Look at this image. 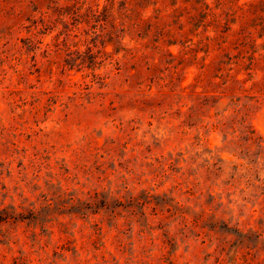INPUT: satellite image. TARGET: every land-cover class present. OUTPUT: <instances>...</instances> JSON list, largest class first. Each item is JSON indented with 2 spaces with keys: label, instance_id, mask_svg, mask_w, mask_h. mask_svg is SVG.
Here are the masks:
<instances>
[{
  "label": "rangeland",
  "instance_id": "374dc122",
  "mask_svg": "<svg viewBox=\"0 0 264 264\" xmlns=\"http://www.w3.org/2000/svg\"><path fill=\"white\" fill-rule=\"evenodd\" d=\"M119 1L0 0V264H264L263 63L236 102L224 79L194 88L151 2L145 49L120 51ZM223 4L263 56L264 0Z\"/></svg>",
  "mask_w": 264,
  "mask_h": 264
},
{
  "label": "trees",
  "instance_id": "16d2710c",
  "mask_svg": "<svg viewBox=\"0 0 264 264\" xmlns=\"http://www.w3.org/2000/svg\"><path fill=\"white\" fill-rule=\"evenodd\" d=\"M146 0L145 6L139 0H120L117 10L114 12L113 5L109 8V15L112 20L120 22L121 31L132 35L130 41L135 43L132 48H126L122 46L120 51L124 52L126 57L130 59H136L140 55L141 49H145L144 42L146 36H140L139 28L150 21V17L146 16L147 10L152 4L154 6V12L156 16L153 18L154 22H150V26H154L161 29L162 32L159 35L156 49L159 53L164 51V42L169 35H173L175 30L179 31V34L183 37V41L180 46L183 48V56L186 60L193 61L198 65V72L194 77V88H208L211 87V78L224 79L223 85L225 89L230 91L231 102H236L235 95L240 90L246 91L243 87H239L238 84H243V80H239V72L241 70H253L260 62L264 66V55H259L258 58L251 56L248 53L250 48L255 47V40L249 35H245L244 32L237 33L232 29L229 21L222 23L220 8H223V0H216L218 7L212 8L205 0ZM151 2V4H149ZM142 5V6H141ZM173 15L172 21L174 27L163 32L165 28L162 24V20L169 15ZM228 18L229 15L225 14ZM161 25L162 28L160 27ZM178 26V28H177ZM160 27V28H159ZM167 27V26H166ZM203 27L205 32L202 36H199L197 30ZM261 29L264 37V22L261 24ZM138 31V33H137ZM136 33V34H134ZM193 38H197V42L193 43ZM170 42L168 46L174 45ZM232 52L230 53L229 51ZM264 52V48H262ZM203 52L204 57L199 58L198 54ZM165 56L173 58L174 55L169 50H165ZM212 58V60H208ZM245 62H248V67H245ZM151 65L148 69H152ZM212 75V76H211ZM250 76V73H248ZM254 86V85H253ZM242 88V89H241ZM244 89V90H243ZM186 88H181L179 94L185 95ZM203 92H200L202 94ZM207 92L203 93L205 97ZM198 96V93L193 91L190 96ZM224 123L220 121L212 124L214 130L221 129ZM239 126L243 129L246 141H255L260 139L255 136V133L249 126L245 124V120L242 118L239 122ZM233 129V127L231 128ZM6 220L0 218V221Z\"/></svg>",
  "mask_w": 264,
  "mask_h": 264
}]
</instances>
